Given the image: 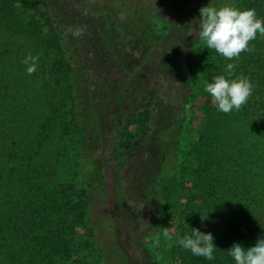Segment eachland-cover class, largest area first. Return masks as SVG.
<instances>
[{
  "label": "trees",
  "instance_id": "16d2710c",
  "mask_svg": "<svg viewBox=\"0 0 264 264\" xmlns=\"http://www.w3.org/2000/svg\"><path fill=\"white\" fill-rule=\"evenodd\" d=\"M132 1L0 0L2 31L39 47L48 71L19 99L41 109L3 116L12 139L0 171V264H89L78 251L96 264H158L146 216L169 208L177 236L196 228L216 245L208 260L175 239L181 264H234V243L264 238V37L232 61L231 78L253 86L242 108L219 112L207 94L192 185L173 196L167 159L179 148L195 67L205 83L228 71L199 39V10L216 0ZM18 3L32 11L26 20ZM232 5L264 21V0ZM63 155L70 178L59 180Z\"/></svg>",
  "mask_w": 264,
  "mask_h": 264
},
{
  "label": "rangeland",
  "instance_id": "374dc122",
  "mask_svg": "<svg viewBox=\"0 0 264 264\" xmlns=\"http://www.w3.org/2000/svg\"><path fill=\"white\" fill-rule=\"evenodd\" d=\"M135 1V0H133ZM132 1V2H133ZM234 0H216L215 6H222L225 3L233 4ZM131 2H127V7ZM18 10L22 20H26L32 15V11L25 9L18 3ZM28 56L35 58L36 70L29 75L26 72V65L23 63ZM47 59L45 53L39 48L34 47L27 40L18 36L7 35L0 28V171L6 164L5 153L10 149V140L12 138L6 134L4 126V115L6 110H18L28 115L32 109L40 110L41 107L33 103H19V99L26 95L25 87H35L38 89L43 86L48 77ZM205 80L200 67H195L194 79L184 109V123L179 134V148L176 152H171L168 156V167L171 174L175 177L173 186V196L179 190L180 185L190 187L192 185V173L196 169V159L193 148L199 141L200 125L203 120L204 111L207 105L208 95L204 92ZM5 110V111H3ZM24 126H29L25 122ZM1 137H4L1 138ZM68 139L62 143L63 151L66 154ZM59 180L70 178V170L66 156L60 157ZM163 174H168L163 170ZM113 192L109 194V214L113 215L117 211V205L112 198ZM173 204H176L174 201ZM172 204V206H173ZM171 210L164 213L163 216L153 218L152 212L148 211L146 219L150 223L148 235L144 238L145 243L153 251L158 264H181L179 259L172 258L171 248L177 238L176 226L179 223V217L171 216ZM168 232L172 239L166 238L163 234ZM81 231H77L76 242L80 241ZM79 260H86L89 264H96L95 256L82 251L76 253Z\"/></svg>",
  "mask_w": 264,
  "mask_h": 264
},
{
  "label": "clouds",
  "instance_id": "9594fccd",
  "mask_svg": "<svg viewBox=\"0 0 264 264\" xmlns=\"http://www.w3.org/2000/svg\"><path fill=\"white\" fill-rule=\"evenodd\" d=\"M199 39L205 48L214 49L225 60L227 75L221 74L206 82L204 92L212 99L219 112L228 114L238 112L252 94V84L242 77L231 78L235 65L242 53H251L250 45L258 36L264 37V21L257 18L254 9H240L230 3L214 6L210 3L199 10ZM73 36H79L80 30L69 29ZM23 63L26 72L31 75L36 70L35 58L28 56ZM172 239L168 232L163 234ZM211 235L193 228L191 234L177 236L176 243L190 251L192 255L212 259L216 245ZM228 254L234 264H264V238L257 239L254 246L243 247L234 243Z\"/></svg>",
  "mask_w": 264,
  "mask_h": 264
}]
</instances>
